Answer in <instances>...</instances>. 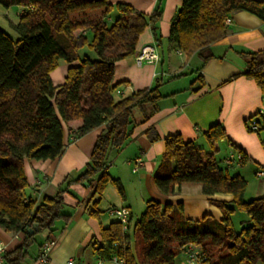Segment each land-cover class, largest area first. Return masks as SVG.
<instances>
[{"label": "trees", "instance_id": "1", "mask_svg": "<svg viewBox=\"0 0 264 264\" xmlns=\"http://www.w3.org/2000/svg\"><path fill=\"white\" fill-rule=\"evenodd\" d=\"M0 5L21 8L17 23L11 25L19 35L17 40L0 28V228L23 235L20 246L5 251L3 264H23L37 233H51L56 221L70 219L63 211L65 188L54 197H43L40 203L25 193V160L59 158L65 150L63 124L70 130V142L105 126L76 182L95 181L94 208L108 185L124 197L119 181L107 173L108 154L120 149L131 135L136 125L134 112L140 114L141 122L147 121L157 113L164 96L159 83L117 96L115 91L124 82H114V66L136 54L146 28L151 27L155 40L160 41L161 10L145 14L108 0H0ZM101 9L100 17L80 18L81 12ZM113 10L117 16L108 22ZM241 11L264 21L262 1L182 0L167 41L187 59L200 55L203 66L211 55L202 52L226 36L225 20ZM84 47L98 59H81L79 52ZM244 56L243 75L264 94V50ZM60 62L78 64L68 67L63 84L54 86L50 73ZM201 78L198 74L192 84ZM248 122L249 132L264 131L263 115L257 113ZM224 137L221 125L211 126L204 133L207 151L185 143L179 134L164 137L165 152L153 176L156 188L165 195L174 194L175 187L182 184L199 185L207 196L231 195L229 203L209 200L221 211V220L205 215L199 221H184L181 204L149 200L130 230H124L118 221L101 229L100 242L92 244L98 255L115 257L119 264H175L182 246L194 244L208 264H264V195L246 201V180L229 176L228 168L219 166L216 154ZM235 211L248 217V225L238 232L231 221ZM89 213L97 217L99 212ZM33 224L37 230L28 233Z\"/></svg>", "mask_w": 264, "mask_h": 264}, {"label": "crops", "instance_id": "2", "mask_svg": "<svg viewBox=\"0 0 264 264\" xmlns=\"http://www.w3.org/2000/svg\"><path fill=\"white\" fill-rule=\"evenodd\" d=\"M181 2L108 0L109 4H127L145 14H151L155 9L161 10L158 22L160 41L155 40L151 27H148L139 37L136 54L115 62L114 82H124L115 94L120 96L118 91H122L125 95L159 83V91L164 97L158 103L157 113L147 121L141 122L140 114L134 112L136 125L131 135L120 149L111 150L108 154L107 173L119 181L123 198L115 186L108 185L94 208L92 203L96 197L92 195L95 181L76 182L89 163L93 145L97 136L104 131V125L70 142V130L63 124L65 150L59 158L25 160L24 171L28 183L26 196L40 203L43 197H54L59 189L65 188L66 191L61 195L63 211L70 215V219L56 221L51 233H37L35 237H41V241L32 256L27 252L23 264H38L36 259L40 246L48 239H55L57 243L45 264H64L68 259H73L74 264H119L100 257L92 244L100 242L102 228L112 222H119L117 217L109 213L111 209L128 210L130 230L149 200L162 205L181 204L184 221H199L205 215L221 220V211L209 200L229 203L231 195L207 196L195 184L176 186L172 195L162 194L156 188L153 176L165 152L164 137L168 135L179 134L185 143L191 142L207 151L209 148L204 133L211 126L219 124L225 133L216 154L219 166L224 168V160L233 157L232 166L226 171L229 176H241L246 180L247 187L248 180L254 181L259 177L257 173L264 171V131L249 132L247 128L248 121L264 107V94L254 81L243 75L247 61L244 53L264 50V21L244 11L232 14L225 22L226 36L202 52L204 56L211 57L201 66L203 59L200 55L194 54L187 59L167 41L171 20ZM102 12L103 9L81 12L80 18H97ZM20 14L21 8L16 12L17 17ZM116 16L113 10L107 21L112 22ZM152 46L155 47L158 60L136 65L135 56L145 47ZM77 64L60 62L50 73L52 84H63L68 67ZM198 74L202 76L201 82L192 84ZM239 155L241 159L243 157V163L238 161ZM137 159L141 160L142 165H137ZM94 209L99 212L97 217L89 213ZM22 240L21 233L12 235L0 228V242L6 252L20 246ZM179 255L183 257L182 264H186L183 253Z\"/></svg>", "mask_w": 264, "mask_h": 264}, {"label": "built area", "instance_id": "3", "mask_svg": "<svg viewBox=\"0 0 264 264\" xmlns=\"http://www.w3.org/2000/svg\"><path fill=\"white\" fill-rule=\"evenodd\" d=\"M228 22V19L225 20ZM135 63L136 65H141L144 61L153 62L158 60V56L155 52V47H145L135 56ZM119 95H123L122 91H118ZM259 114L264 116V107L260 108L258 111ZM253 130H256V127H253ZM233 157H229L224 160V165L226 168H230L232 166ZM238 161L241 160V156H237ZM137 165H142L140 159L136 160ZM136 170V169H134ZM259 177L264 176V171H260L257 173ZM111 215H114L118 218L119 222L121 223L124 230L128 228L129 225V212L124 208H114L109 211ZM57 241L55 239H48L42 243L39 249V253L37 256V263L38 264H45L49 258L50 252L56 246ZM5 247L0 242V264H3V255L5 253ZM181 252L185 256V263L186 264H208L206 258L202 255L201 249L199 246L194 244H186L182 246ZM114 262L120 263L115 257L112 258ZM64 264H74L73 259H68Z\"/></svg>", "mask_w": 264, "mask_h": 264}, {"label": "rangeland", "instance_id": "4", "mask_svg": "<svg viewBox=\"0 0 264 264\" xmlns=\"http://www.w3.org/2000/svg\"><path fill=\"white\" fill-rule=\"evenodd\" d=\"M20 8L18 6H11L9 8H4L0 5V28L3 29L7 35L12 40H17L19 38V35L11 28L12 24L17 23L18 17L16 15V12ZM4 14V15H2ZM6 15V16H5ZM76 18L78 16H75ZM79 57L82 58H88L90 60H97L98 56L97 54L90 50L88 47H84L79 52ZM115 96V95H114ZM116 97V96H115ZM254 177V176H253ZM255 178V177H254ZM264 178L263 177H257L254 179V181L248 180V187L245 195V200L250 201L251 199L255 197H261L264 195ZM231 221L234 227L235 231H239L242 227H245L248 225V217L247 215L242 211H235L231 215ZM41 241V237L36 236L34 244L29 248L28 255L32 256L34 253V249L36 248L37 244ZM183 257L181 255H178L175 258V264H182ZM261 264V263H257Z\"/></svg>", "mask_w": 264, "mask_h": 264}, {"label": "water", "instance_id": "5", "mask_svg": "<svg viewBox=\"0 0 264 264\" xmlns=\"http://www.w3.org/2000/svg\"><path fill=\"white\" fill-rule=\"evenodd\" d=\"M37 230V224H33L30 228H28V233H33Z\"/></svg>", "mask_w": 264, "mask_h": 264}]
</instances>
